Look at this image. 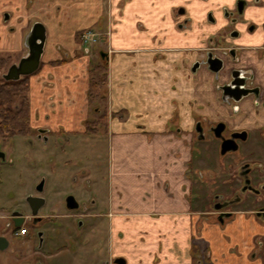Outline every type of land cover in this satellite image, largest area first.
I'll return each mask as SVG.
<instances>
[{"label": "crops", "instance_id": "crops-1", "mask_svg": "<svg viewBox=\"0 0 264 264\" xmlns=\"http://www.w3.org/2000/svg\"><path fill=\"white\" fill-rule=\"evenodd\" d=\"M189 3L0 0V53L28 57L25 42L34 25L45 30L40 65L30 77L32 122L72 136L77 155L91 159L96 232L79 246L82 256L87 248L86 259L76 264H200L203 254L208 264H256L250 251L264 238L256 209L239 206L222 225L195 198L196 172L223 174L213 126L261 132L264 106L248 102L236 112L220 101L226 75L217 82L206 65L193 71L211 46L190 10L191 24L179 28L185 17L175 12ZM85 30L102 37L98 54L81 46ZM263 46L239 47L241 62L256 61L261 75L257 51ZM101 52L108 54V124L105 133L87 136L85 124L95 118L90 72ZM257 153L254 159H264V149Z\"/></svg>", "mask_w": 264, "mask_h": 264}, {"label": "flooded vegetation", "instance_id": "flooded-vegetation-1", "mask_svg": "<svg viewBox=\"0 0 264 264\" xmlns=\"http://www.w3.org/2000/svg\"><path fill=\"white\" fill-rule=\"evenodd\" d=\"M171 1L173 2L175 0ZM239 2L244 3V9L242 13L239 12ZM181 6L182 5H180L175 12L177 18L185 17V19L178 24L179 28L187 27L191 24V19L187 18L186 16V9L181 8ZM246 7L247 3L245 0H238V2L236 3V10L239 15L244 14ZM226 16L231 17L232 14L227 13ZM4 19L9 22L10 15L7 13L4 14ZM210 20L214 21L212 18H210ZM87 31L94 32L93 30H85L83 32H80L78 38L81 46H83L81 43V35ZM94 33L97 34L96 32ZM97 35L98 42L96 44L83 47L91 48L98 45L99 42L102 41V37L99 34ZM234 35L237 36V34ZM209 43L211 48L208 50L207 54L211 52L215 57L223 61V68L220 71L218 77L212 72L215 79L218 80L217 82H219L222 76H227L226 82L222 83L218 88V91L220 92V101L236 112H239V110L245 104H248V102L258 108L264 106V81H261L260 77L262 75L256 71L257 62H251L250 59H248L246 63H242V58H239V55H241L239 47H228L222 50L221 48H218L214 45L213 40ZM263 51L264 46L262 49L257 51V54L262 57ZM29 52L30 54L28 55V57L25 58L21 56L16 61L12 60V56L10 54L0 53L4 56H11V62L4 70L6 72L0 71V77L6 80L5 77L7 76L10 68L12 66H20V64L25 59L31 56V51L29 50ZM206 59L207 55L203 61H205ZM203 61L197 62L195 66H197L198 64L201 65ZM193 71H195V67L193 68ZM236 71L240 73L234 74ZM31 76L32 75H23L19 80L28 78L30 86ZM232 81L240 83L241 89H248L250 95L240 99V101H237L238 97L242 96V92L234 90V86L233 88L228 87V84ZM224 95H226L225 98L223 97ZM93 105L94 106L92 112L95 118L89 120L88 122L98 124V122H100V118L104 117V115H106V117L108 118L107 106L103 109L98 106V104L96 105L95 102ZM30 122L31 129L29 132L16 133L14 135L0 134V136L6 140L16 137L17 140L28 142L29 146L36 145V150L38 151L40 150V148L44 150L45 148H48L50 144H52V150H49L48 154L46 153L47 155L40 154V152L36 151V154L34 153L32 155L33 163L45 162L50 163L51 165V163L53 162L58 167L62 165V168L64 169L66 174L67 172H70L71 174L72 172H74V174H83L81 180L88 182L91 188L94 189L93 192H89V194L91 193L94 197L92 198L89 196L88 200L84 198L85 201H83L76 195L69 194L68 196H65L62 201L60 200L58 202L56 197L51 198L50 196L51 193H53L54 196H56L57 193L54 192V187L52 188L49 185L50 181L46 177L37 178L36 182L33 185L30 184L22 187H13L10 193H8L7 195L6 202H0V256H6L3 262L4 264H62L61 262L58 263L57 261H54L55 258L62 253L63 250L61 249L65 248L63 239L66 238L65 234L66 227L69 224L68 221L73 217L79 218L77 222L79 223V226H82L83 223L85 224L82 218H88L89 220H91L92 217H95V214L92 213L97 204L96 192L93 184L94 179L92 177L90 168L87 167V162L91 159L87 158L84 159V161L80 160L81 158L77 155L78 152L76 150V147L71 144L72 139L70 137L72 136L69 137L63 132L52 133L51 131H49L48 127L36 125L32 122V120ZM224 125L225 131L223 133V136L226 139L231 138L234 133L247 132L248 138L253 135V144L257 147L256 155L258 154L257 152H259L260 148L262 150L264 149V130L257 133L249 132L247 130L234 132L230 131L229 135H226V132L229 130V128L226 124ZM215 127L213 126L211 128V132ZM97 128L98 132H87L86 127L85 134L87 136L97 135L99 134L100 128L102 129V133L106 132V126L104 125V123L99 127L98 125L93 126L92 130H97ZM240 142L246 141L237 140L239 149ZM226 155L222 156L220 151V157H225ZM5 161L6 154L0 151V163H5ZM201 171L202 170H198L196 172L198 183L197 189L202 187V185H204L205 183V186L208 185L205 181L203 182L204 184L201 183L202 179L205 180L204 174H202L203 172ZM212 175L213 174L207 173V177L209 179L213 178ZM238 175L240 184L237 187H229L225 190V192L215 193L213 196H211V198L205 201L204 208H213L214 211H211V217L213 216V219L225 226L228 222L233 221L235 217V208L243 205H256V217L258 220L264 222V159L262 158L257 160L245 157L239 163ZM5 182L6 181L3 180L0 176V186L5 185ZM70 197H73L77 202V209L70 210L67 207V200ZM91 199V204L87 206V203L91 201ZM22 223L23 225H20ZM102 224H105L104 221ZM27 225H29V228L27 227ZM94 228L95 227H91L89 235L96 232V229ZM23 229L26 230L25 233H21V230ZM50 234L53 235V241H48V236ZM57 241L61 246L58 247L55 253H52L50 247L52 245L54 246L53 242L56 243ZM83 241H86V238H83L82 240L80 239L79 242L73 244L71 248L72 253H79V246ZM51 256L52 259L50 258ZM249 256L252 262L256 264H264V238L257 241L256 245H254V248L250 251ZM121 260L122 259L117 261ZM72 261L76 263L77 259H73ZM201 263L208 264V257L204 254L201 256L200 264Z\"/></svg>", "mask_w": 264, "mask_h": 264}, {"label": "rangeland", "instance_id": "rangeland-1", "mask_svg": "<svg viewBox=\"0 0 264 264\" xmlns=\"http://www.w3.org/2000/svg\"><path fill=\"white\" fill-rule=\"evenodd\" d=\"M245 1L247 7L243 15H239L236 10V3L238 0H189L190 3L188 6H186V8L181 6V8L192 12L196 29L199 30L198 32L208 36L207 41L211 42L213 40L214 45L222 50L228 47L237 48L245 45L258 46L264 43V0H259V2H257V0ZM227 13H231L232 16L227 17ZM210 18L214 21H211ZM234 34H237V36ZM102 48H104V44L103 42H99L98 45L91 47L90 49L92 52L96 51V54H98ZM242 54L243 52H241V55ZM10 55L12 56V60L15 61L20 57L19 53H11ZM258 56L260 57L259 54ZM97 61L98 63L100 62L99 57L97 58ZM259 63V66L261 67L260 71L261 73H264V51L263 58H259ZM260 78L261 81H264V75ZM95 104H98V106L104 109L107 106V100H96ZM247 105L248 104H245V110L248 108ZM100 131L102 132L101 128ZM229 132L230 130L226 132V135H229ZM90 138L88 142H92ZM253 143V135H251L246 142H240V149L238 152L229 153L225 157H221L220 163L224 170L223 174H220V176L218 175L209 179L207 177L206 169L204 168L201 172H203L202 174H204L205 182H207L208 185L205 186L206 183H203L204 185H202V187L196 189L195 198L201 200L202 203H205V201L211 198L215 193L225 192L229 187H237L240 184L238 175L240 161L245 157L254 159L256 155L257 147ZM89 147H91V145H89ZM49 150H52V144H50L48 148H45L44 150L40 148L38 151L36 150V145L29 146L28 142L17 140L16 137L6 140L0 136V151L6 154L5 163H0V176L6 181L5 185L0 186V202H6L7 195L13 187H22L30 184L33 185L37 178L42 177L48 178L50 181L49 185L52 188L54 187V192L57 194L54 196L53 193H51L50 196L51 198L56 197L58 202L60 200L62 201L65 196H68L69 194H74L83 201H85L84 198L88 200L89 196L92 198L94 197L91 193L89 194V192H93L94 189L91 188L88 182L81 180L83 174H74V172H72V174L67 172L66 174L62 165L58 167L53 162L51 165L50 163L45 162L33 163L32 155L34 153L36 154V151L45 155L46 153L48 154ZM100 159L102 161V156H100ZM80 160L84 161L82 158ZM102 165L105 166L106 164L103 163ZM91 202L92 199L87 203V206H89ZM253 208L256 209L257 206L243 205L241 207L242 210ZM235 209L237 210V208ZM208 210L214 211L213 208L209 209V207H207L206 211ZM78 219L79 218L73 217L68 221L69 224L66 227L65 234L66 238L63 239L65 248L61 249L63 250L62 253L55 258L54 262L76 264L72 261L73 259H86V247L83 248V256L78 252L72 253L71 248L74 243L79 242L80 239L82 240L89 235L91 227H94L95 225V221L89 220L88 218H82L85 224L83 223L82 226H79V223L77 222ZM27 227L29 228V225H27ZM49 240L53 241L52 234L48 236V241ZM87 242L88 243H85V245L91 248V239L89 238ZM53 243L54 246L52 245L50 250L52 253H55L61 245L58 241ZM5 258V255L0 256V264H4L3 262Z\"/></svg>", "mask_w": 264, "mask_h": 264}, {"label": "trees", "instance_id": "trees-1", "mask_svg": "<svg viewBox=\"0 0 264 264\" xmlns=\"http://www.w3.org/2000/svg\"><path fill=\"white\" fill-rule=\"evenodd\" d=\"M11 56L0 54V71L8 67ZM89 99L91 102L106 99V85L108 76V60L100 62L91 68ZM28 78L19 81H6L0 77V134L14 135L26 133L31 129V108L29 101ZM108 124L106 115L100 118L98 124L87 122V132H98L92 130L93 126Z\"/></svg>", "mask_w": 264, "mask_h": 264}, {"label": "water", "instance_id": "water-1", "mask_svg": "<svg viewBox=\"0 0 264 264\" xmlns=\"http://www.w3.org/2000/svg\"><path fill=\"white\" fill-rule=\"evenodd\" d=\"M239 12L242 13L244 9V3L239 2ZM45 42V30L41 24H35L32 31L30 32L29 36L26 39V46L31 51V56L29 58L25 59L20 66H12L5 77L8 81H17L21 78L23 75H32L35 73L40 65V57L42 52L43 43ZM40 46V47H39ZM39 47V48H38ZM37 49V50H36ZM101 59H108V54L106 52L100 53ZM202 65H207L208 69L213 72L215 75H219L220 71L223 68V61L217 57L214 56L213 53L209 52L207 54V59L201 63ZM200 65L198 64L195 66V69L199 68ZM240 72L236 71L234 74H239ZM233 86L235 88H233ZM228 87L233 88L234 90L241 91L242 96L238 97L237 101H240V99L247 97L250 95V92L248 89L243 88L241 89L240 83H237L235 81H232L228 84ZM223 88V87H222ZM224 98L226 95L223 96ZM225 131V125L224 124H218L215 128L212 129V132L216 139L220 140L221 143V155L224 156L228 153H235L239 150V144L237 143V140L246 141L248 138L247 132L244 133H234L231 138L226 139L223 136V133ZM67 207L70 210H74L78 208V204L75 201L73 197L68 198L67 200ZM20 225H23L20 224ZM117 264H124V261H116Z\"/></svg>", "mask_w": 264, "mask_h": 264}, {"label": "built area", "instance_id": "built-area-1", "mask_svg": "<svg viewBox=\"0 0 264 264\" xmlns=\"http://www.w3.org/2000/svg\"><path fill=\"white\" fill-rule=\"evenodd\" d=\"M98 42V35L92 31L84 32L81 35V43L83 46H92ZM26 230H21V233H25Z\"/></svg>", "mask_w": 264, "mask_h": 264}]
</instances>
